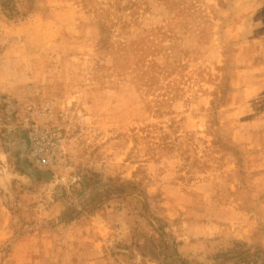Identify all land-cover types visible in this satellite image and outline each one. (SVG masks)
Masks as SVG:
<instances>
[{
	"label": "rangeland",
	"instance_id": "374dc122",
	"mask_svg": "<svg viewBox=\"0 0 264 264\" xmlns=\"http://www.w3.org/2000/svg\"><path fill=\"white\" fill-rule=\"evenodd\" d=\"M256 56L264 0H0V264H264ZM45 102L66 168L29 157Z\"/></svg>",
	"mask_w": 264,
	"mask_h": 264
},
{
	"label": "built area",
	"instance_id": "2783aa9c",
	"mask_svg": "<svg viewBox=\"0 0 264 264\" xmlns=\"http://www.w3.org/2000/svg\"><path fill=\"white\" fill-rule=\"evenodd\" d=\"M53 110V106L47 102L32 104L27 108L29 157L39 168H66L69 164L63 128L50 122Z\"/></svg>",
	"mask_w": 264,
	"mask_h": 264
},
{
	"label": "crops",
	"instance_id": "0c3cea01",
	"mask_svg": "<svg viewBox=\"0 0 264 264\" xmlns=\"http://www.w3.org/2000/svg\"><path fill=\"white\" fill-rule=\"evenodd\" d=\"M255 58L257 59V56ZM257 60L258 65L264 64V59H262V61H260L259 59ZM251 63L252 62L250 61V64ZM236 80V85L226 95V107H224V109L233 106L234 108H238L237 110H240V104L243 102V99H245L246 97L248 99L252 98L256 93V82L253 79L248 78L242 81L240 77H237ZM250 88L252 89V93H250ZM248 93H250V96L248 95Z\"/></svg>",
	"mask_w": 264,
	"mask_h": 264
},
{
	"label": "trees",
	"instance_id": "16d2710c",
	"mask_svg": "<svg viewBox=\"0 0 264 264\" xmlns=\"http://www.w3.org/2000/svg\"><path fill=\"white\" fill-rule=\"evenodd\" d=\"M77 219H78V218H76V217H75V218H71V217H70V218L67 219V221H70V220H71V221H74V220H77Z\"/></svg>",
	"mask_w": 264,
	"mask_h": 264
}]
</instances>
